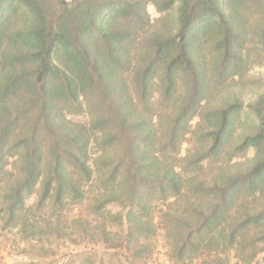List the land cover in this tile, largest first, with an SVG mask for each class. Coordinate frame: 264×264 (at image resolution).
I'll return each mask as SVG.
<instances>
[{"label":"trees","instance_id":"16d2710c","mask_svg":"<svg viewBox=\"0 0 264 264\" xmlns=\"http://www.w3.org/2000/svg\"><path fill=\"white\" fill-rule=\"evenodd\" d=\"M147 1L157 5V0ZM176 1L174 33L148 42L151 21L144 7L146 0H0V61L3 63V59L11 56L10 68H14L15 64L20 67L19 74L4 87L1 86L0 105L4 106L7 97H14L12 88L18 84L19 77H25L24 73H27V82L31 80L35 84L36 105L44 107L58 95L67 103H78L81 111L89 114L93 109L97 112L95 126L98 135L94 139H101L104 149L98 150L96 145H92L95 142L86 133L87 126H90L87 123L83 139L76 149L77 155H71L74 157L68 164L82 173L81 184L86 186L97 183L96 175L111 168V189L96 197L107 203L119 202L125 208L124 213L117 214V218L120 223L126 224L127 230L123 237L117 234L114 237L118 242L113 245L116 248L139 244V235L153 223L154 217L147 212L148 201L143 200L148 169L153 167V174L159 176L156 185L162 198H173L170 205L182 201L188 191L185 185L187 179L180 166L172 163L161 165L157 156L148 163L144 156L148 145L136 131L129 132L132 126L141 124L140 120H129V112L124 108L125 104L130 108L138 107L136 97L125 93L130 75H138L137 86L145 95L154 81L148 75L155 74L163 83V89L158 91L159 100L176 90V104L177 100L181 103L176 113V128L171 130L168 141L172 151L176 152L177 160L179 145L188 133L190 117L199 115L204 108L203 96L223 73L231 71L239 75L248 58L249 54L243 47L250 32L247 30L248 22L240 21V12L255 6L264 20V0ZM4 31L7 33L5 37L1 35ZM261 36H264V31ZM210 66L214 68V74H211ZM84 82L86 85H83ZM90 94L95 95L93 101L89 98ZM235 99L240 106L238 98ZM147 105L151 106L152 102ZM248 106L256 116L253 129L258 134L246 139L244 145L257 147L261 154L256 159L255 175L258 184L263 185L264 92ZM231 108L228 102L215 108L214 113L221 126L207 152L217 151L227 133L228 122L238 116ZM22 116L18 113L5 119L0 114V175L7 172L6 157L12 156L10 148L14 145L8 142L9 137L20 135L15 134L14 123ZM126 130L128 135H125V140L128 142L125 155L117 159L119 139ZM27 141L22 138L17 145L25 146ZM37 166L39 163L35 157L29 155L26 174L21 181L13 174L0 181L3 197L0 221L5 228L20 226L19 222L25 215V197L38 176L35 171ZM66 166L67 162L61 161L59 173L66 179L68 189L63 191L61 179L56 178L50 182L45 199L52 197L54 201L62 202L69 198L73 179L67 174ZM11 182L16 184L10 185ZM51 184L54 185L51 187ZM219 202L225 203L224 193ZM189 206L184 205L174 211L170 208L163 213L169 220H176V224L184 230L183 242L186 245L196 241L201 230L206 229L207 222L214 221L218 216L214 212L209 217H203L200 211L191 208L190 203ZM220 207V203L214 206L215 210ZM260 216L264 222V213ZM33 228V225L23 224L21 231L26 234ZM179 235L176 233V242ZM230 235L234 238V233ZM183 249L182 253L186 252ZM210 264L239 263L228 256L218 255L210 259Z\"/></svg>","mask_w":264,"mask_h":264},{"label":"rangeland","instance_id":"374dc122","mask_svg":"<svg viewBox=\"0 0 264 264\" xmlns=\"http://www.w3.org/2000/svg\"><path fill=\"white\" fill-rule=\"evenodd\" d=\"M144 7L151 21L148 42L174 33L176 0H157V5L146 0ZM259 12L255 6L240 12L239 19L248 22L247 30L250 32L243 47L249 54L248 58L239 75L231 71L223 73L203 96L204 108L199 115L190 117L188 133L179 145L177 160L176 152L172 151L168 141L171 130L176 128V113L181 103L177 100L176 104V90L159 100L158 91L163 83L155 74L148 75L154 81L145 95L137 86L138 75H130L125 93L136 97L138 107L130 108L125 104L124 108L129 112V120H140L141 124H135L129 132L136 131L148 145L144 151L148 163L157 156L161 165L172 163L180 166L187 179L185 185L188 190L182 201L170 205L173 198L163 199L158 191L156 182L159 176L153 174V167L147 170L143 200L148 201L147 212L154 218L152 225L141 232L137 240L139 244L134 247L133 244L129 248L113 246L118 243L114 239L116 234L123 237L127 230L126 224L120 223L117 218V214L124 213L125 208L119 202L107 203L96 197L111 189V168L96 175L97 183L86 186L81 184L82 173L68 164L74 157L71 155H77L76 149L83 139L87 123L90 126H87L86 133L92 139L97 137V112L93 109L89 114L81 111L78 103H67L58 95L44 107L36 105L35 84L31 80L27 82V73H24L26 78L19 77L18 84L12 88L14 97H7L4 106L0 105V114L5 119L9 115L23 114L14 123L15 134L20 135L9 137L8 142L14 144L10 148L13 154L6 157L7 172L0 175V181L8 179L10 174L17 175L16 178L21 181L26 174L29 155H33L39 163L35 169L38 176L25 197V215L19 222L20 226L9 229L0 221V264H210V259L218 255L228 256L239 264H263L264 222L260 215L264 213V184H258L255 175L261 154L257 147L244 145L246 139L258 134L253 129L256 116L248 105L264 92V36H261L264 20ZM6 34L4 31L1 35L5 37ZM10 57L3 59V63L0 61V91L5 83L19 74L17 64L10 68ZM211 74H214L213 70ZM94 96L90 94L89 98L93 101ZM235 98L240 101V106L235 103ZM148 102L152 105H147ZM226 102L238 116L228 122L227 133L217 151L209 153L207 151L221 126L214 110ZM125 135H128L127 130L119 139L117 159L125 155L128 142ZM31 137L34 139L30 140ZM22 138L28 141L25 146L19 147L17 144ZM94 142L92 145H96L98 150L104 149L101 139L95 138ZM61 161L67 162V174L72 176V193L62 202L54 201L52 197L45 199L50 182L56 178L61 179L63 191L68 189L66 179L59 173ZM15 184L11 182L10 185ZM1 192L0 188V205L3 203ZM223 193L225 203L219 202ZM189 203L203 217H209L214 212L218 216L214 221L207 222L206 229L201 230L196 241L186 245L183 242L184 230L176 224V220H169L163 213L170 208L174 211L184 205L189 206ZM217 203L221 207L215 210ZM23 224L33 225L34 230L23 234ZM176 233H180L177 242ZM231 233H234V238H231ZM182 248L186 252L182 253Z\"/></svg>","mask_w":264,"mask_h":264}]
</instances>
